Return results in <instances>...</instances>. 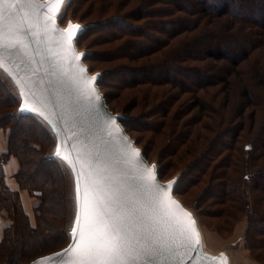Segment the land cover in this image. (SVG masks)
<instances>
[{
    "label": "rangeland",
    "instance_id": "374dc122",
    "mask_svg": "<svg viewBox=\"0 0 264 264\" xmlns=\"http://www.w3.org/2000/svg\"><path fill=\"white\" fill-rule=\"evenodd\" d=\"M175 1L188 10L194 8L183 0ZM101 2L70 0L58 16V22L61 27H65L70 21L83 24L85 29L79 36L83 35L78 48L87 53L85 58L89 60L84 62L90 72L101 74L98 85L108 107L121 115L125 127L122 125L127 129L128 135L142 149L145 158L156 164L160 180L177 178L174 196L196 216L202 253L214 255L223 252L232 264H264V220L259 217L264 215V176L254 173L245 185L242 180L246 173H253L249 171L264 170V25L258 27L259 25L252 23L255 26H248V29L226 32L228 26L225 25L224 30V25H221L223 23L218 22L220 20L208 21L202 17L199 28H216L214 32L221 37L238 33L233 36V40H236L244 31L241 43L213 41V45H222L231 55L240 53L233 65L223 60L190 61L184 58L183 63H167L162 61L161 50L149 58L148 55H137L134 52L132 54L136 55L130 59L127 58L128 55L124 56L112 49V46L122 43L124 38L109 42L113 37L106 29H113L111 25L115 21L111 22L106 17L115 14V11L112 8L104 18H100L104 10L107 12L106 8L102 9ZM239 3V12L252 7L256 15L260 11L264 12L261 0H239ZM156 8H165L167 11L173 9L161 4ZM169 24H172L169 23V18H155L148 22L143 20L136 25L148 29L151 35H156L159 42L157 48H160L165 35L154 33V29L161 31L164 27H169ZM182 38L183 35L173 42ZM165 66L175 71H167V75L176 73L177 80L182 81L184 86L186 83L189 88L184 89L180 84L173 85L171 81L169 84L173 87L158 86L160 84L150 80H147L151 83L146 86H127L131 79L140 82L138 80L145 70H151L150 75L158 78L157 73ZM178 67L189 68V71H204L208 82L202 85L190 83L184 78V74L177 72ZM3 74L0 70L1 83L11 90L16 100L17 93L9 81L6 82ZM161 90L167 93L159 99L154 93ZM247 94L250 101L245 96ZM171 95L174 96L170 98ZM44 132L46 138L42 142V149L45 150V158H48L51 157L54 140L50 133L46 130ZM39 133L42 135L40 131ZM1 139L5 144L4 133L0 131ZM10 158H14L18 164L15 157ZM50 161L56 167L44 166L42 172L44 174L46 170L53 175L51 181L59 188L50 192V196L47 195L45 206L41 210V221L51 223V227L58 226L61 235L57 241L61 245L44 254L66 245L67 230L73 214L71 176L61 162L55 159ZM233 162L237 170L226 168ZM15 173L10 177L11 187L6 185L5 178L4 185L8 190L16 186L20 204L29 215V223L35 226V209H39L40 201L26 188L19 186L14 178ZM236 183L239 187L235 186ZM256 188L260 189L256 191ZM244 213L250 214V217ZM10 217L0 205V237L4 228L11 224ZM254 218L256 222L253 221ZM16 219L20 221V216L17 215ZM19 223L17 228L21 229ZM257 226L263 227V230L259 231ZM49 246L54 244H48ZM21 250L22 246H16L13 255L0 258V264H13L14 260H20L18 255Z\"/></svg>",
    "mask_w": 264,
    "mask_h": 264
},
{
    "label": "water",
    "instance_id": "95a60500",
    "mask_svg": "<svg viewBox=\"0 0 264 264\" xmlns=\"http://www.w3.org/2000/svg\"><path fill=\"white\" fill-rule=\"evenodd\" d=\"M69 1L64 0L59 6L55 25L47 18L57 7L54 3L35 0V5L40 7L27 6L29 24L26 27L30 25L31 33L25 32L22 45L0 57V70L17 93L18 105L14 113L31 116L51 134L54 145L48 158L61 162L72 182L73 214L66 245L26 264H72V229L77 227V185L83 187L82 172L87 170L86 161L93 168L99 165L130 199L138 203H145L148 199L141 179L143 169L154 166L158 174L156 164L145 158L142 149L126 132L121 115L108 107L98 85L101 74L90 72L84 62L86 55L79 61L74 59V56L85 53L77 46L85 28L82 23L72 21L65 27L60 26L58 16ZM69 23L79 25L81 29L71 49L67 47L63 35ZM81 68L86 71L81 72ZM93 76H98L95 84L87 83ZM97 96L99 99H96ZM112 119L116 123H112ZM133 148L141 153L138 159L130 155ZM57 149L59 156L56 155ZM172 181L176 182L175 190L176 177L161 181L158 176L155 183L158 188H167ZM170 198L176 205L173 211L188 229V239L176 236V242L169 246L167 252L156 253L150 259L145 257L148 264H232L223 252L214 255L202 253L195 214L174 194ZM184 212L189 216L184 217Z\"/></svg>",
    "mask_w": 264,
    "mask_h": 264
},
{
    "label": "trees",
    "instance_id": "16d2710c",
    "mask_svg": "<svg viewBox=\"0 0 264 264\" xmlns=\"http://www.w3.org/2000/svg\"><path fill=\"white\" fill-rule=\"evenodd\" d=\"M100 1H102V9H107V12L104 10L101 13L100 18H104V15L112 8L115 11V14L106 17L109 18V20L111 19V22L115 21L111 25L113 29H106V32L113 37L109 42L124 38L122 43L112 46V49L115 50L116 53H121L124 56L128 55L129 57L127 58L130 59L132 56L136 55L132 54L134 52H136L137 55H148L147 57L149 58V56L155 55L161 50L162 61L167 63H183L182 58H184V60L190 61H202L206 59L214 61L223 60L233 65V63L239 59L240 53L231 55L222 45H213V41H226L230 44H236L235 42L241 43L244 31L241 32V37L238 35L236 40H233V36H237L238 33L227 34L221 37L214 32L216 28L211 30L205 27L199 28L202 17L207 18L208 21L220 20L218 22L223 23L221 25H224V30L225 25L228 26L226 32H230L232 29L245 30L255 25H259L258 27L264 25V12L260 11V14L256 15L254 14V7L247 11L239 12L238 9L241 7L239 0H183L184 3L192 4L194 7L189 10L183 7L181 3L178 5V1L174 2V0H99V3ZM261 2L262 6H264V0H261ZM159 4L173 9H169L168 11L165 8L163 10L157 9L158 7L155 9ZM155 18H169V23L177 24H169V27H166V29H164V27V30L162 29L163 31L154 29V33L165 35V41L163 43L161 42L160 48H157L159 42L155 37L156 35L153 36L147 31L148 29L145 30L141 26L136 25L143 20L148 22ZM252 23L255 25H251ZM182 35V39L178 40L176 43L173 42ZM246 35L250 39L247 32ZM81 37L77 40V46L79 45ZM247 37H245V39L248 41ZM84 60L87 62L89 58H85ZM168 68L171 67L165 66V68H160V72L157 73L158 78H155V75H150L151 70H145L142 72L143 75L141 79L138 80L140 82L131 79L127 86H146L147 83H151L147 80L160 84L158 86L169 85L173 87L169 84V81H171L173 85L180 84V86H182L184 83L177 80L175 76L176 73L166 74L167 71L175 72ZM178 68L177 72L184 74V78L190 83L202 85L208 82L204 71H189V68ZM216 77H218V75H216ZM182 87L184 89L185 87L189 88L186 83L185 86L183 85ZM166 93L167 92L161 90L155 92L154 96L160 99V97H164ZM173 96L174 95H171L170 98ZM245 96L248 98V101H250L248 94ZM144 97H146V95ZM17 105V100L14 99L9 89L1 83L0 78V131L3 132L5 136V150L0 153V205L8 212L12 220H10L11 224L9 227L7 226L4 228L2 236L0 237V258L13 255L16 246H22V250L18 255L20 256V260H14L13 264L28 262L36 256L56 249L61 245V243H59L60 241H57V238H60L59 235H61L58 232V226L55 225L51 227V223L47 222L45 224L44 221H41L43 217L41 213L42 206H45L47 197L51 195L50 192H54L55 188L57 190L59 188L58 185L51 181L53 175H50L45 169L44 174L42 172L44 166L50 165L56 167L51 163L49 158H45V150L42 149L44 145L42 142L45 141L44 138H46L45 129L31 116L16 115L14 111ZM195 106L197 105L195 104ZM122 124L125 127V123ZM34 131H36V134ZM39 131L42 135H40ZM10 157H15L18 161V169L14 178L19 186L24 189L26 188L33 197L40 201L41 205L39 209L38 207L35 209V226L30 225L28 219L29 215L20 204L18 192L8 190L6 185H4L3 167ZM230 167L235 170V162L228 164L226 168ZM249 172L253 173H246L243 176L242 180L244 185L249 183L254 173L264 176L263 168L260 171L252 170ZM51 183H53V185H51ZM55 185L56 187H54ZM235 186L239 187V184L236 183ZM258 189L256 188V191ZM262 193H264V190ZM246 208L248 207L246 206ZM17 215L20 216V221L16 219ZM244 215L248 216V218L250 217V214L244 213ZM259 217H261V220H264V215ZM253 221L256 222L255 218ZM18 222H20V227L22 226L21 229L17 228ZM257 227L259 231L263 230V227ZM19 231H21L20 234ZM19 241L22 242L19 243ZM51 243H53L54 246L48 247V244Z\"/></svg>",
    "mask_w": 264,
    "mask_h": 264
},
{
    "label": "snow or ice",
    "instance_id": "6c2138e0",
    "mask_svg": "<svg viewBox=\"0 0 264 264\" xmlns=\"http://www.w3.org/2000/svg\"><path fill=\"white\" fill-rule=\"evenodd\" d=\"M48 2L57 6L47 17L55 25L59 6L64 0ZM29 5L40 7L35 5V0H0V57L22 45L25 32L31 33L30 25L26 27L29 24L26 7ZM53 31L57 29L53 28ZM80 31L79 25L68 24L63 35L69 49ZM84 55L87 53L74 56V59L79 61ZM80 71L86 70L81 68ZM97 80L98 76H93L87 83L94 85ZM112 123L116 120L112 119ZM59 154L57 149L56 155ZM130 155L138 159L141 153L133 148ZM85 163L83 187L77 185V227L72 229V264H148L144 258L167 252L176 242V236L188 239V229L173 211L176 205L170 198L174 194L175 181L167 188H158L155 167H145L141 179L148 199L138 203L130 199L99 165L93 168L87 161ZM182 215L189 216L187 212Z\"/></svg>",
    "mask_w": 264,
    "mask_h": 264
},
{
    "label": "crops",
    "instance_id": "0c3cea01",
    "mask_svg": "<svg viewBox=\"0 0 264 264\" xmlns=\"http://www.w3.org/2000/svg\"><path fill=\"white\" fill-rule=\"evenodd\" d=\"M5 150V144L4 141L1 139L0 140V153H2ZM17 162L14 158H10L9 161L4 165L3 167V172H4V178L6 181V185L11 187L10 182V177L16 172L17 169ZM13 177V176H12ZM16 188V186H15ZM15 188H10L12 191H16L17 189Z\"/></svg>",
    "mask_w": 264,
    "mask_h": 264
}]
</instances>
